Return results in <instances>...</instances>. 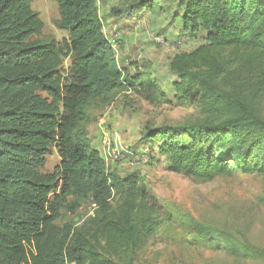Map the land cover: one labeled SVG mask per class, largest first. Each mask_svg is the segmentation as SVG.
Listing matches in <instances>:
<instances>
[{"label": "trees", "instance_id": "1", "mask_svg": "<svg viewBox=\"0 0 264 264\" xmlns=\"http://www.w3.org/2000/svg\"><path fill=\"white\" fill-rule=\"evenodd\" d=\"M36 1L0 0V264H134L159 232L158 209L139 174L110 171L86 133L92 103L110 105L122 92L198 105L201 122L165 126L141 140L151 150L143 154L164 157L169 171L199 181L264 177V119L256 111L264 98V0H173V21L203 38L170 60L169 93L150 72L130 76L120 68L99 0H49L59 7L57 27L69 34L61 43L37 38L44 22L32 9ZM157 1L131 0L108 17H144ZM53 151L57 172L43 175ZM69 198L75 207L95 205L78 230L57 224ZM199 235L238 257H261L218 229Z\"/></svg>", "mask_w": 264, "mask_h": 264}, {"label": "rangeland", "instance_id": "2", "mask_svg": "<svg viewBox=\"0 0 264 264\" xmlns=\"http://www.w3.org/2000/svg\"><path fill=\"white\" fill-rule=\"evenodd\" d=\"M129 1H98L101 14L107 16L105 36L112 45L118 46L115 49L117 61L126 74L135 76L137 72H150L169 93L175 80L169 70L170 60L177 54L197 49L203 34L191 37L182 30L180 19L173 21L178 12L173 0H158L155 12L144 17L137 14L133 18L126 15L108 17L111 8L121 7ZM32 9L44 22L38 39L61 43L69 38L68 32L57 27L60 20L57 3L38 0L32 4ZM71 62L66 59L64 68L68 69ZM256 111L264 119V98L258 102ZM203 118L196 103L184 106L154 104L135 91L120 93L110 105L96 101L89 108L85 128L94 148L105 155L103 133L108 132L123 149L130 150L131 154L125 159L109 163L110 171L120 176L138 173L142 179L141 187L158 209L161 228L147 239L134 264H264L263 176L234 174L199 181L169 171L164 157L157 155L151 160L150 156L143 154H151L150 146L141 144L148 132L165 126L201 122ZM59 164L60 157L53 151L40 172L43 175L56 174ZM94 210L92 200L75 207L74 199L69 198L60 211L57 224L60 228L71 226L78 230L93 217ZM206 227L218 229L223 239L262 251L261 257L245 259L224 246L213 248L207 245L206 238L199 235V230Z\"/></svg>", "mask_w": 264, "mask_h": 264}, {"label": "built area", "instance_id": "3", "mask_svg": "<svg viewBox=\"0 0 264 264\" xmlns=\"http://www.w3.org/2000/svg\"><path fill=\"white\" fill-rule=\"evenodd\" d=\"M113 48L114 50L118 49V46L114 45ZM114 136H117V134H115ZM103 140L104 141L102 142V147L105 154L103 155V157L105 159L107 167H109V163L121 161L127 157V154H131L129 153L130 150L123 149V147L116 141V139L113 138V135L110 136L108 132L103 133ZM144 158L145 157L142 158V162ZM145 161H147V159H145L144 162Z\"/></svg>", "mask_w": 264, "mask_h": 264}]
</instances>
